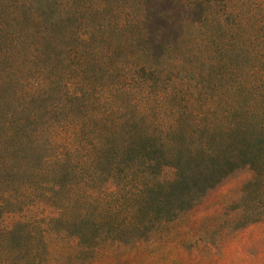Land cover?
Here are the masks:
<instances>
[{
	"label": "trees",
	"instance_id": "1",
	"mask_svg": "<svg viewBox=\"0 0 264 264\" xmlns=\"http://www.w3.org/2000/svg\"><path fill=\"white\" fill-rule=\"evenodd\" d=\"M36 1L16 0L14 20ZM46 1L29 33L14 30L8 54L22 57L0 77V93L11 94L0 100V214L25 203L57 213L0 226V264H39L52 232L89 252L145 238L190 208L195 184L240 167L253 170L246 185L264 197V0L248 18L238 14L234 25L251 28L236 42L225 36L231 10L191 18L211 0ZM209 19L210 29L186 37L188 23L203 29ZM153 96L159 105L190 99L152 112Z\"/></svg>",
	"mask_w": 264,
	"mask_h": 264
},
{
	"label": "rangeland",
	"instance_id": "2",
	"mask_svg": "<svg viewBox=\"0 0 264 264\" xmlns=\"http://www.w3.org/2000/svg\"><path fill=\"white\" fill-rule=\"evenodd\" d=\"M163 1H154L156 7H162ZM15 4L16 0H0V23L1 19L6 22L5 29L0 30V58L3 60V64H0V77L4 76L2 71H6L8 67L10 71L13 70L20 60L17 58L22 57L17 50L8 54L14 45L12 41L14 30L20 28L29 33L33 24L32 11L35 14H42L47 1L37 0L32 6L30 5L31 9L26 5L17 20L13 17ZM225 8L231 10V15L224 18L228 27L225 36L232 34L236 42L243 35L242 29L245 35L249 34L251 21L247 20V26L240 29L241 27L234 25L235 20L239 19L240 12L247 18L250 14H254L257 8L255 0H211L209 5L205 4L203 10L199 7L190 10L189 13L191 18L201 17ZM51 11L56 14V6H53L52 10L49 9L47 16H52ZM192 12L194 15L191 14ZM39 18L43 20L41 15ZM210 20L202 24L203 29L195 28L194 24L188 23L184 29L186 37L190 33L210 29ZM176 34L175 31L171 32L165 37L166 41L173 40ZM220 37L222 36H217L216 40ZM194 48L197 49L194 46L193 51ZM209 48V46L205 48L203 53H208L206 51ZM245 48L251 53L252 44L247 42ZM157 54L162 53L157 51ZM180 56L183 54H179ZM215 56L216 60L222 59L220 50H217ZM183 59H185L184 66L187 58ZM201 66L203 69L206 68L205 64ZM183 75L187 76L186 80L191 81L193 87L195 84L191 80L193 75L185 72ZM7 90L5 93H0V100L3 94L5 97L11 95L10 89ZM188 99L189 96L181 99L175 97L174 101L186 104ZM155 100L156 97L153 96L150 102L152 112H161L169 103L174 102L171 98H164L159 105ZM9 104L12 106L13 101ZM195 104L198 103L192 102V105ZM157 117L161 116L157 115ZM202 118L206 119V116L203 115ZM204 134V130H201L195 137H202ZM171 170V166H163L158 176L164 180L169 179L172 176ZM253 176V170L244 166L235 169L221 182L210 187L205 188L195 184L192 187L195 194L191 198L190 208L179 212L170 220L148 227L146 232L148 235L145 238L129 242L108 239L102 241L94 251L89 252L84 251L81 245H72L71 241L62 238L57 232L45 234L43 240L47 244V252L39 264H264V197L255 198L253 193L256 191V186L246 185ZM110 188L113 189L114 186ZM199 191L200 194L197 196ZM56 213L54 208L42 203L35 206L25 203L17 210L11 208L4 210L0 214V226L13 228L18 221L34 217L46 219L47 216H54Z\"/></svg>",
	"mask_w": 264,
	"mask_h": 264
}]
</instances>
